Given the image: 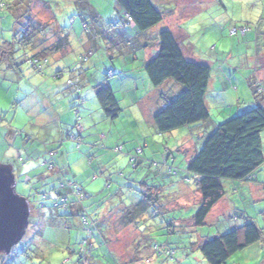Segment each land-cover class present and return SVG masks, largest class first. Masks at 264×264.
<instances>
[{"label":"rangeland","instance_id":"obj_1","mask_svg":"<svg viewBox=\"0 0 264 264\" xmlns=\"http://www.w3.org/2000/svg\"><path fill=\"white\" fill-rule=\"evenodd\" d=\"M151 1L159 10L167 12L165 16H172L175 11L176 18H166L175 19L174 23L163 21L149 30L146 38L134 37L136 35L132 38L123 33L122 27L111 29L120 18L115 0H0V5H3L0 9V42L9 41L14 46H20V42L22 44L32 36L33 31L28 32V28L35 29L36 26L37 29L41 26L43 33L48 31L51 37L50 43L45 39L41 43L36 42L38 47L16 49L15 61L0 63V112L6 119L4 122L11 125L14 122L19 131L23 126L27 133L33 132L34 123H31L28 114L32 111L44 112V96L55 105L65 103L66 98H70L71 94L65 88L66 80L54 81L50 78L55 70L65 71V60L57 63L56 57H50L46 75H40L26 62V55L32 56L52 46L60 32L70 35V43L74 42L72 49L75 53H81L77 38L83 39V44L89 43L88 34L96 26L97 31L101 30L102 33L96 30L93 33L101 40L102 47L94 48L96 50H92L89 62L87 60L83 64L87 63L90 73L100 80L116 82L124 77V83L131 85L126 74L131 75L136 71L123 72L132 69L133 63L137 66L143 64L145 50L140 49L141 45L148 42L150 48H154L153 36L157 31L169 27L177 36L179 28H182L184 38L179 40L185 46L187 58L211 66L213 79L219 77L214 86L224 79H230L232 83L229 85L231 89L225 90L219 86L208 91L206 102L211 114L210 123L217 126L258 105L264 107V82L263 92H259L257 83L253 85L255 67L243 61L244 57L254 55L257 50H262L264 56V0ZM183 4L188 6L184 7ZM93 12L98 16H93ZM30 22L35 27H31ZM233 28L240 33L244 28L247 33H232ZM122 34L126 42L116 46L115 42L106 44L107 40L119 39ZM130 44L133 46L126 47ZM187 48L194 49V52L190 53ZM88 51L82 56L86 58ZM130 51L138 53L139 61L136 59L127 67L125 60L130 62L131 55L126 53ZM110 71L115 75L108 76ZM143 73L148 79L146 71L139 74ZM66 74L69 75V71ZM87 82L90 85L98 83L96 80L95 83ZM88 83L82 89L83 99L86 98L84 90L91 89ZM140 86L147 91L142 82ZM178 87L180 89L181 86L171 80L160 91L166 97H174ZM36 88L38 91L34 90ZM116 97L124 109L120 117L113 120L104 118L97 111L93 112L96 126L90 131L82 127L92 116L88 110L94 109L83 104L80 120L72 110L71 128L65 132L81 136V143L65 139L55 158L59 160L61 151H66V148L71 157L64 161V166L63 163H54L53 172L47 171L48 167L44 164L50 159L43 158L38 172L49 179L48 187L41 185L38 186L39 191L35 187L32 190L33 182L27 183V176L22 178V182L17 181V192L30 198L32 214L23 240L13 247L10 254L0 252V264H208L199 249L200 244L243 226L247 217L255 221L262 232L263 241L234 254L226 264H264V166L252 182V185L259 187L257 201L252 199L249 183L226 180V197L230 198L231 207L220 206L207 218L204 226H193L192 218L198 209L200 195L196 179L187 170L193 149L184 151L183 137H190L200 126L159 134L154 126L144 121V112L139 111L137 105H132L130 97L120 95V92L116 93ZM151 98L149 95L148 99ZM221 108L224 112L220 111ZM211 128L215 127L211 124ZM34 133L37 134L38 130H34ZM262 145L264 152V132ZM48 146L55 148L54 145ZM19 148L20 144L14 148L0 134L1 165L7 160L10 162L11 155L17 149L19 155L24 151ZM48 151L43 148L46 156L50 157ZM11 164L17 170L21 166L20 156L16 155V161ZM59 168H64L60 174ZM187 178L191 179L190 183H187ZM142 183L160 189L162 213L158 214L155 208H151L135 224L124 227L120 217L126 208L142 198L141 191L147 189ZM61 184H73L75 189L81 191L83 199L79 201L68 188L60 190ZM241 184L248 185L245 192L236 191L235 187ZM30 190L41 195L32 196ZM44 193L51 196L49 200L43 198ZM59 193L68 194L69 204L53 208L52 199L58 197ZM87 237L90 242L85 246L82 240ZM81 250L85 252L83 255L80 254Z\"/></svg>","mask_w":264,"mask_h":264},{"label":"trees","instance_id":"obj_2","mask_svg":"<svg viewBox=\"0 0 264 264\" xmlns=\"http://www.w3.org/2000/svg\"><path fill=\"white\" fill-rule=\"evenodd\" d=\"M115 1L125 14L127 23L135 24L141 32L149 31L160 25L167 15V12L155 7L151 0ZM129 17L132 21L129 20ZM29 25L35 27L31 22ZM40 27L36 29V26L35 30L29 27L28 32H39ZM236 32L238 35H242L238 30ZM33 33L31 34L33 35ZM30 38L22 44L20 42V46L18 44L14 46L9 41L0 42V63L15 61L14 51L16 49L23 50L22 48L28 46L35 48L36 42ZM158 41V54L145 66L147 76L155 88H159L172 80L181 86L182 91L176 97L166 100L161 111L155 116L154 124L157 133L167 134L184 127L193 128L206 124L211 120L206 102L212 77L211 66L204 62L187 59L181 44L170 30L161 31ZM67 43V36L60 38L54 46L45 48L32 54V56L26 55V62L35 73L45 75L46 70L50 67V57L64 50ZM92 54L93 51L90 50L87 52L86 58L81 55L77 65L68 70L69 75L66 74V70H59L53 75L54 80H66V87L74 96L72 110L76 114L77 120H80V108L86 101L82 96L83 75L85 73L83 63ZM45 61L47 64H44ZM256 88L259 89V92H263L261 83H257ZM95 90L96 98L105 114L111 119L119 117L123 109L112 87L106 83H101L95 86ZM0 118L4 122L5 117L1 112ZM263 132L264 107L258 105L217 125L214 130L206 133L201 141L202 146L189 158L187 163V170L196 179V185L201 196L198 209L192 218L193 226H204L213 208L225 197L224 181L242 183L254 182L257 179V173L264 166ZM72 135L69 133L67 138ZM76 138L82 139L81 136H76ZM30 139L33 140V136ZM45 164L48 165V171L53 172L55 170V164L52 162ZM51 165L53 168L49 169ZM142 185L147 187L146 190L141 191L142 198L136 204L126 208L120 217V223L124 227L135 224L151 208H155L158 214L162 213L160 189L150 187L145 183ZM31 188L34 190L33 186ZM60 190L64 189L60 186ZM62 195L64 194L59 193L58 197L52 199L53 208H61L69 204L68 197L66 204L55 207V202ZM50 197L48 193L43 195L46 200H49ZM42 207L45 206L42 205ZM262 241L261 230L251 217H247L243 226L212 239H206L200 244L199 249L208 264H226L234 254Z\"/></svg>","mask_w":264,"mask_h":264},{"label":"crops","instance_id":"obj_3","mask_svg":"<svg viewBox=\"0 0 264 264\" xmlns=\"http://www.w3.org/2000/svg\"><path fill=\"white\" fill-rule=\"evenodd\" d=\"M116 6H117V9L119 10L117 12H118L120 18L116 22V25L112 26L111 29L114 28L115 30H117V28L122 27L123 33L126 34V35L128 34L131 37L134 36V35H136L134 37L145 36V38H146L148 36L147 34H149L150 31L141 32V31H139L136 28L135 24L134 25L133 24L132 25L128 24L127 21H126V18H125V14L121 11V9H120V7L118 6L117 3H116ZM183 6L186 7L188 5H184L183 4ZM173 12H174V14L172 16H166V18L167 17L176 18L175 17V11H173ZM93 14H94L93 16H98V15H96L95 12H93ZM50 15H51V12H50ZM166 18H165L164 22L167 21L168 23L172 24V22L174 23V21H175V19H166ZM83 21H86V18L85 19L83 18ZM118 23H121L122 25L121 24L118 25ZM32 24L35 26L34 23H32ZM85 24H86V22H85ZM154 28H156V27H154ZM154 28H152V29H154ZM95 30L97 31V26H96L95 29L91 30L92 34L91 33L88 34L89 36L87 38V41L89 40V43H86V44L85 43L83 44L82 43L83 39L77 38L78 35H76L77 42H79L78 43V48H79V51L81 53H75V51L72 49L74 42L72 44L70 43V35H66V34L64 35L63 32H60L59 36H56L57 38H56V40H55V42H54V44L52 46H54L59 41L60 38H64L65 36L68 37V43H67V46H66V48L64 50H62L61 52H59V53H57L56 55L53 56V57H56V62L57 63H62L65 60L64 61L65 63H63V64H67V67L63 68V69L68 71L69 69L74 68L77 65V62L79 61V57L83 53H85L88 50L89 51L90 50H94L95 51L97 48L102 47L101 40H99V37L96 38V36L94 35L95 33H93V32H95ZM163 30H170L173 33V35L175 36V38L178 40V42L181 44V48L184 51L185 46L179 40V38L180 39L184 38V30L182 28H179V30H178L179 32H178L177 36L175 35V33L172 30V28L166 27V29L165 28L160 29L153 36L154 40H155L154 48H150V44L148 42H144L141 45L140 49H144L145 50L144 54H143V60H142L143 64L141 66H137V64L134 65V63H133V65H132L133 68L132 69H128V70H124L123 73H131L132 71H136V73H134V74H139V73H142L143 71H145L146 64L152 58H154L159 52V41H158V38H159L160 32L163 31ZM97 32L98 33H102L101 30H98ZM42 33H43L42 28H41V30L39 32L34 31L32 37L30 39H32L35 42H39V43L45 41V39H46V42L50 43L51 37L49 38L48 31L46 33H43V34ZM130 40H132V39L130 38ZM112 42H115L114 46H116V45H118L120 43L122 44V43H124L126 41L124 40V36L122 34L119 37V39L118 38L117 39H113L112 38V41L107 40L106 44L107 45L113 44ZM52 46H50V47H52ZM131 46H133V45L130 44L129 46H126V47H131ZM36 47H38V43L36 44ZM94 48H96V49H94ZM187 49H188V51L190 53L194 52V49H192V48H187ZM184 53H185V51H184ZM126 54L131 55V57H130L131 61L130 62H127L125 60L127 67H129L130 64L134 60L138 59V61H139L138 53H135L134 51H130L129 53H126ZM186 58H187V56H186ZM187 59H189V58H187ZM193 61H195V60H193ZM243 61L248 63V64L249 63L252 64L255 67V69H256V71H255V80L253 82L254 83L253 85H255L256 83H261L262 84L264 82V56L262 54V50L261 51L257 50L254 53V55H252V56L244 57ZM86 64L84 65L85 73L83 75V81H84L83 82V85H84L83 87L88 86L87 85V83H88L87 81L88 80L91 81L92 83H95V80L98 82L97 84H92V85H90L88 83L89 86H91V89L88 90V91L84 90V93L86 95L85 105L86 106L90 105L94 109L92 111L88 110V113L89 114L92 113V116L88 117V119H87V121H85V125H83V127L81 126L83 129L85 128L86 130H89V131H90V129L93 126H96L95 121H94L93 112L97 111L98 113H101L104 118L111 119L110 117H108L105 114V112L103 111L99 101L96 98L95 86H97L98 84L106 83L107 85L112 87L113 91L115 92V95H116V93L120 92V95L123 94L125 97L126 96L130 97L131 101L133 103L132 105L134 107L137 105L136 108H138L139 111L141 109L144 112L143 116L145 117V119L144 118H142V119H144L145 122H148L150 124V126H152V127L153 126L155 127L154 118L161 111V109L164 106L166 100L176 97L182 91L181 87H180V89L178 87V89H176V91H177V94H175L176 96H174V97L167 96L166 97L160 91L162 86L159 87V88H155L152 85V83L150 82L149 78L146 79L144 73L143 74H139L140 76L139 75L135 76L134 74H131V75L126 74L127 79H130L131 85H128L129 82H128V84L124 83V80H125L124 77H121V79H120L121 81L117 80L116 82H112V81H108L107 82L105 80H100V78H98L97 76L95 77L93 74H91L90 71H89V68L87 69L88 64L87 65ZM59 70H55V72L53 71L51 75H54V73H56ZM222 70H224V67H222ZM110 73L114 74V72L110 71L108 73V76H110L109 75ZM45 75H46V73H45ZM257 76H258L259 80L257 79ZM50 78H53V76H50ZM217 79L219 80V77H217ZM217 79L216 78L213 79V77H211V81H210V84H209L208 91L211 90V88L215 89V87L217 89L219 86H221L225 90L231 89L229 87V85L232 84L231 82H229L230 79L226 80V79L223 78L224 81H221L219 83V85H217L218 83H216V85L214 86L213 84H214V82ZM54 81H57V80H54ZM141 82L144 85V88L147 89V91L143 90V88H141V86H140ZM133 83H136L135 86H133ZM65 88L67 89L66 85H65ZM153 88H155V89H153ZM34 90L38 91V88H36ZM69 93L71 94V95H69L70 98H66L67 101L65 103H57L56 105H55V102L54 103H50L49 99L46 96H44L45 97L44 98L45 100H43L44 101L43 104L45 106L44 112H42V111H36V112L32 111V113L29 112L28 115L31 117V119H29V120L31 121V123H34V124H32V126H33V130L32 131L33 132L29 131L27 133L26 132V127H23V126L21 128V131H19L16 128V124H14V122L11 125V123L7 124L8 122L5 121V122H2V124L0 125L1 137L3 136L4 140L10 146L12 145L14 148H16V146L17 145L19 146V144H20V148L19 149H21V151L24 149V151L20 152V155H19L18 149H17L16 152L11 155L10 158L12 160H10V162H9V160H7V162H2V163H5V165H11L12 166L11 163L16 161V155L20 156L21 166H19L17 170H15V168H13L15 176L17 178L16 180L18 182H19V180H20V182H22V178H25L24 176H27V178L30 177L32 179L31 182H33V185H34L33 187L36 188V191L37 190L39 191L38 186L42 185L44 187L45 186L48 187L49 183H50L49 179L47 180V178L43 177L38 172V170H39V168L41 166V162H42L43 158L50 159V160H46L45 159L46 161L44 162V164L46 162H52L53 164L54 163H59V164L63 163L62 165L64 166L65 165L64 161H66V159L68 161V159L71 157L68 149L66 148V151L64 149L61 151L62 152V157L59 160L55 158L56 151H58L60 149V146H64L63 142L68 137V133L69 132L66 133L65 130H67L68 128H71L70 124L72 122V114H73L72 113V109H73V105H74V96L72 95V93L70 91H69ZM149 95L152 96L151 99H148ZM206 97H208V95ZM217 100L219 101V98H217ZM119 103H120V101H119ZM96 105L98 107H96ZM132 105L130 107H133ZM120 106H121V104H120ZM226 106H227V104H226ZM121 108L123 109L122 106H121ZM123 111H124V109H123ZM220 111L224 112L222 110V108H221ZM120 115H119V117H120ZM119 117H117L116 119H118ZM116 119H113V120H116ZM24 121H26V123H28L27 120H24ZM210 122H211V120H209L204 125H200V128L196 132H194V134L191 133L190 137H183V139H184V142H183L184 143L183 144L184 151H190V149H193L192 150L193 152L190 154V157L196 153L197 149L199 148L200 142L206 136V133L209 132V131L214 130V128H211V124L213 125V127L216 128V125H214L215 123H213V122L210 123ZM28 125L29 124H26V126H28ZM36 129L38 130L37 134L34 133V130H36ZM31 136H33V140L34 139H36V140L33 141L32 139H30ZM48 145H54L55 148L50 149ZM43 146L46 149H49L48 154L50 153V157L51 158L46 156V152L45 153L43 152V148H44ZM191 146H192V148H191ZM44 155H45V157H44ZM53 157H54V159H53ZM0 164H1V162H0ZM24 166H26L27 168L24 167ZM46 166H48V165H46ZM47 171H48V169H47ZM62 171H64V168H59V174ZM186 181H187V183H190L188 180H186ZM186 181H184V182H186ZM245 183H249L250 184L249 185V188H250L249 190L253 194L252 199H253V201L254 200L257 201L258 200L257 195H258L259 187L252 185L253 184L252 182H245ZM247 186H248L247 184H245V185L241 184V185H238V187L236 186L235 188H236V191L242 192V190L244 191V189L247 188ZM30 194L31 195L33 194L32 196L36 197L35 191H31ZM36 194H38V193H36ZM199 195H200V193H199ZM226 196H227V194L213 208V210L211 211L209 216H211L215 212L216 209L220 208V206H224V208L231 207V200H230L229 197H226ZM200 197L201 196H199V198H198V203L200 201ZM28 200L30 202V198H28ZM30 206H31V203H30ZM219 212H221V210ZM31 214H32V206H31ZM128 227H130V226H128Z\"/></svg>","mask_w":264,"mask_h":264},{"label":"water","instance_id":"obj_4","mask_svg":"<svg viewBox=\"0 0 264 264\" xmlns=\"http://www.w3.org/2000/svg\"><path fill=\"white\" fill-rule=\"evenodd\" d=\"M31 206L28 198L17 192L13 166L0 164V252L10 254L29 227Z\"/></svg>","mask_w":264,"mask_h":264},{"label":"built area","instance_id":"obj_5","mask_svg":"<svg viewBox=\"0 0 264 264\" xmlns=\"http://www.w3.org/2000/svg\"><path fill=\"white\" fill-rule=\"evenodd\" d=\"M2 7H3V5H0V9H1ZM0 12H1V11H0ZM129 20L132 21V19H131L130 17H129ZM232 33H236V29H233V30H232ZM241 33H242V35H245V34L247 33V30L244 29V28H242ZM44 64H47V61H45ZM110 74H112V73H110ZM77 113H78V112H77ZM0 123H2V119H1V118H0ZM80 127H81V126H79V128H80ZM69 139H70V140H77V141L79 142V144L81 143V139H77L76 136H74V135L70 136ZM52 168H53V166L51 165V166L49 167V169H52ZM26 182H27V183L31 182V178H30V177L26 178ZM61 188H62V189H66V188H68V189L70 190V192L73 193V194H74L79 200H82V199H83V195H82L81 191L75 189V187H74L73 184H70V186H65V185L62 184V185H61ZM67 201H68V196L64 194V195H62V196L59 197V200L56 201L54 205H55V207H60L61 204L64 205V204L67 203ZM89 242H90L89 237H87L84 241H82V244L86 246V245L89 244ZM85 246H84V248H85ZM84 253H85V252H83L82 250L80 251V254H81V255H83Z\"/></svg>","mask_w":264,"mask_h":264},{"label":"flooded vegetation","instance_id":"obj_6","mask_svg":"<svg viewBox=\"0 0 264 264\" xmlns=\"http://www.w3.org/2000/svg\"><path fill=\"white\" fill-rule=\"evenodd\" d=\"M30 183V182H29Z\"/></svg>","mask_w":264,"mask_h":264}]
</instances>
